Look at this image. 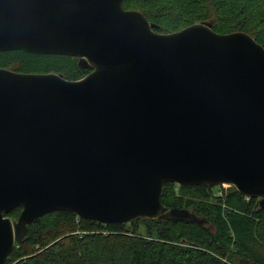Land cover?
<instances>
[{
    "label": "water",
    "instance_id": "1",
    "mask_svg": "<svg viewBox=\"0 0 264 264\" xmlns=\"http://www.w3.org/2000/svg\"><path fill=\"white\" fill-rule=\"evenodd\" d=\"M123 1L0 0V53L91 69L67 80L0 68V264L56 211L205 224L162 205L166 183L227 184L264 209V46L212 21L157 33Z\"/></svg>",
    "mask_w": 264,
    "mask_h": 264
},
{
    "label": "trees",
    "instance_id": "2",
    "mask_svg": "<svg viewBox=\"0 0 264 264\" xmlns=\"http://www.w3.org/2000/svg\"><path fill=\"white\" fill-rule=\"evenodd\" d=\"M122 7L141 12L157 33L212 21L216 33L241 31L264 46V0H124ZM0 68L54 72L67 80L91 71L79 68L74 57L22 51L0 53ZM160 200L164 207L186 209L206 223L140 218L101 225L56 211L28 226L25 240L15 243L4 264H264V209L256 199L247 200L233 187L214 198L210 187L166 183ZM20 211L5 216L16 218Z\"/></svg>",
    "mask_w": 264,
    "mask_h": 264
},
{
    "label": "rangeland",
    "instance_id": "3",
    "mask_svg": "<svg viewBox=\"0 0 264 264\" xmlns=\"http://www.w3.org/2000/svg\"><path fill=\"white\" fill-rule=\"evenodd\" d=\"M54 73V72H53ZM227 188H230V185H227V184H223V185H216V186H212L210 187L211 189V193L213 194V197L214 198H217V197H220L223 193H224V190H226ZM234 188V187H233ZM145 219V218H144ZM137 220H140V219H137ZM149 220H152V219H149ZM154 220V219H153ZM131 222V221H130ZM129 223V222H128ZM109 225V224H108ZM126 228L128 229H131L132 228V224H128L126 226ZM138 230H141L142 233H144V226L142 224H138ZM105 231V230H104ZM104 234L108 235L109 232L106 231L104 232Z\"/></svg>",
    "mask_w": 264,
    "mask_h": 264
},
{
    "label": "built area",
    "instance_id": "4",
    "mask_svg": "<svg viewBox=\"0 0 264 264\" xmlns=\"http://www.w3.org/2000/svg\"><path fill=\"white\" fill-rule=\"evenodd\" d=\"M248 200V198H246Z\"/></svg>",
    "mask_w": 264,
    "mask_h": 264
}]
</instances>
